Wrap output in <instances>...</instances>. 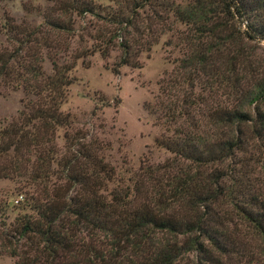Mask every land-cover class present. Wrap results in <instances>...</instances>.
I'll return each instance as SVG.
<instances>
[{
    "label": "trees",
    "instance_id": "trees-1",
    "mask_svg": "<svg viewBox=\"0 0 264 264\" xmlns=\"http://www.w3.org/2000/svg\"><path fill=\"white\" fill-rule=\"evenodd\" d=\"M49 1L40 25L6 13L0 24L13 44L0 48V82L25 95L0 125V177L27 182L14 206L34 213L1 223L0 254L12 264H264V0H111L114 28L94 35L91 52L116 47L112 72L137 66L164 33L178 52L146 103L163 128L154 141L172 155L126 177L59 109L87 56L69 48L73 15L104 19L103 4Z\"/></svg>",
    "mask_w": 264,
    "mask_h": 264
},
{
    "label": "rangeland",
    "instance_id": "rangeland-1",
    "mask_svg": "<svg viewBox=\"0 0 264 264\" xmlns=\"http://www.w3.org/2000/svg\"><path fill=\"white\" fill-rule=\"evenodd\" d=\"M97 1L103 4L101 16L104 19L89 14L83 17L73 15L74 36L68 40L69 48L81 50L87 56L84 63L77 59L69 72L72 81L59 109L71 115L72 128L86 135V140L97 139L104 143L101 153L113 166L115 176L126 177L137 169L142 160L157 163L172 155L156 145L154 139L163 128L155 123V116L147 109L146 103L153 101L158 93L159 80L172 69V59L178 52L172 45L165 44L169 33H164L149 52L143 51L137 56V66L119 65L117 73L112 72L111 67L115 66L118 58V49L115 47L110 50L105 58L91 51L96 44L94 35L104 33L107 36L114 28L106 18L116 13L118 4L111 0ZM52 7L53 2L49 0L1 1L0 24L4 23L6 13L22 27H34L43 23V12L50 13L49 8ZM146 9L144 7L138 11L146 12ZM7 36L5 31L0 32V48L10 50L13 44ZM260 46L264 47L262 44ZM42 67L49 71L50 63L45 60ZM24 97L21 89H12L0 82V125L17 118ZM63 131L64 128L56 131L55 141L60 150L65 145ZM2 162L0 159V165ZM27 190V182L19 178L0 177V225L12 221L17 214H34L13 203L18 195L22 199ZM188 256L190 261L193 260L192 253ZM12 263V257L0 254V264Z\"/></svg>",
    "mask_w": 264,
    "mask_h": 264
},
{
    "label": "built area",
    "instance_id": "built-area-1",
    "mask_svg": "<svg viewBox=\"0 0 264 264\" xmlns=\"http://www.w3.org/2000/svg\"><path fill=\"white\" fill-rule=\"evenodd\" d=\"M19 199H21V196H20V195H18V196L13 200V203H17Z\"/></svg>",
    "mask_w": 264,
    "mask_h": 264
}]
</instances>
